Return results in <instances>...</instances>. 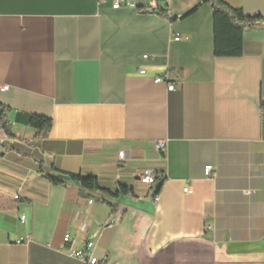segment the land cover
<instances>
[{"label": "crops", "instance_id": "crops-1", "mask_svg": "<svg viewBox=\"0 0 264 264\" xmlns=\"http://www.w3.org/2000/svg\"><path fill=\"white\" fill-rule=\"evenodd\" d=\"M263 103L264 28L217 57L204 0H0V264H83L68 252L86 242L100 264H264Z\"/></svg>", "mask_w": 264, "mask_h": 264}, {"label": "trees", "instance_id": "trees-1", "mask_svg": "<svg viewBox=\"0 0 264 264\" xmlns=\"http://www.w3.org/2000/svg\"><path fill=\"white\" fill-rule=\"evenodd\" d=\"M209 3L213 9V25H214V54L217 57H239L243 51V35L247 30L264 28V16H246L241 9L230 7L224 0H204ZM142 12V9H138ZM194 12V11H192ZM183 18V17H182ZM181 18H170V20ZM179 74L175 75L176 77ZM264 109V103L262 104ZM16 122L32 128L36 131V140H40L47 136L52 128V119L45 116L18 113ZM0 127H2L8 135L9 129L6 122L5 109L0 113ZM49 181L53 184H61V177L47 175ZM72 180L77 181L88 191H101L96 178L71 176ZM105 192V191H103ZM126 188L120 187L115 192H108L110 196L116 197L119 194H127Z\"/></svg>", "mask_w": 264, "mask_h": 264}, {"label": "built area", "instance_id": "built-area-1", "mask_svg": "<svg viewBox=\"0 0 264 264\" xmlns=\"http://www.w3.org/2000/svg\"><path fill=\"white\" fill-rule=\"evenodd\" d=\"M123 5L125 6H132L131 3L125 2V1H116L115 4L113 5L114 9H118L120 7H122ZM142 74H144L145 72L143 70L140 71ZM155 83H166L167 84V89L168 91H174L176 89V85L175 83H172L170 81V75L166 74L162 77H158L155 79ZM2 90H7L8 86H2L1 87ZM263 113H264V109H263ZM156 150L159 152H164L165 150V145L164 143H159L156 145ZM125 154L126 152L124 150L120 151L118 153V158L121 162H123L125 160ZM212 167L208 166L205 168V174L206 176H211L212 175ZM160 178V175L152 172V171H146L143 174H141L139 176V181L141 184L147 186V187H153L156 184L157 179ZM185 193H190V190L188 187H186L184 189ZM153 198L156 199V197L154 196ZM20 221L21 222H25L26 221V217L25 216H20ZM117 222V219H112L110 221V226H114L115 223ZM71 242V236L70 235H65L64 240H63V244H69ZM94 244L92 242H86L84 244V247L81 249H71L68 252V255L74 259H77L79 261H81L83 264H100V261L97 257L90 255L89 252L90 250L93 248ZM113 264H117V263H113Z\"/></svg>", "mask_w": 264, "mask_h": 264}, {"label": "water", "instance_id": "water-1", "mask_svg": "<svg viewBox=\"0 0 264 264\" xmlns=\"http://www.w3.org/2000/svg\"><path fill=\"white\" fill-rule=\"evenodd\" d=\"M160 187H161V183H157V185L155 187L156 191H158L160 189Z\"/></svg>", "mask_w": 264, "mask_h": 264}]
</instances>
